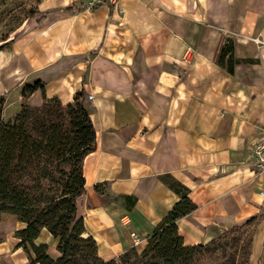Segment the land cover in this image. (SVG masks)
I'll return each mask as SVG.
<instances>
[{"label": "crops", "instance_id": "obj_1", "mask_svg": "<svg viewBox=\"0 0 264 264\" xmlns=\"http://www.w3.org/2000/svg\"><path fill=\"white\" fill-rule=\"evenodd\" d=\"M87 2L39 0L38 13L0 51V90L40 80L43 92L25 100L30 107L42 97L69 103L80 90L90 96L95 147L82 162L75 214L98 257L146 245L179 200L166 175L197 206L177 223L185 245L259 215L264 175H255L251 153L264 135V0H116L89 10ZM227 40L235 59L250 60L232 73L218 65ZM2 219L13 232L9 241L0 233V264H29L28 246L14 236L23 224ZM131 220L145 227L137 245L119 230ZM255 230L250 264H264V219ZM54 242L44 229L35 241Z\"/></svg>", "mask_w": 264, "mask_h": 264}, {"label": "trees", "instance_id": "obj_2", "mask_svg": "<svg viewBox=\"0 0 264 264\" xmlns=\"http://www.w3.org/2000/svg\"><path fill=\"white\" fill-rule=\"evenodd\" d=\"M38 4L25 12L23 20L5 23L0 51L10 49V34L38 13ZM249 62L234 58L231 40L218 58V65L228 73L234 65ZM37 90L43 92L40 80L22 85L20 109L7 121L2 118L0 99V221L7 216L23 224L14 236L19 247L26 250L28 246L32 254L29 264H250V232L263 221L264 208L203 244L185 245L177 223L197 206L188 197V188L169 175L161 179L179 200L146 238V245L132 247L109 261L99 258L95 241L75 214V200L84 190L82 162L95 147L87 97L80 90L69 103L42 97L38 107L26 106L25 100ZM94 190L101 193L98 186ZM42 229L56 241V258L48 256L45 244L35 243Z\"/></svg>", "mask_w": 264, "mask_h": 264}, {"label": "rangeland", "instance_id": "obj_3", "mask_svg": "<svg viewBox=\"0 0 264 264\" xmlns=\"http://www.w3.org/2000/svg\"><path fill=\"white\" fill-rule=\"evenodd\" d=\"M38 1L39 0H0V33L6 30L5 23H7V21L23 20L25 12L35 7ZM26 21L27 19L24 20L21 26L14 33L10 34V36L14 37L19 31V29L25 24ZM31 82L33 81L20 82L16 85L14 89L12 88V90H10V92H8L7 94L1 95V90H0V99L3 100V108L6 102V107L3 109V113H2V118L4 121L9 120L14 114H16L19 111L20 104L17 103L16 98L20 93L22 85L25 83H31ZM20 100L21 99H19V102ZM131 221H132L131 226L125 227L124 229L118 226L120 228L119 230L121 231L123 237H125V239H128L131 232L134 233V237L130 236L132 239H139L138 237L140 238L144 237L145 227L138 228L136 224L133 222V220ZM1 223H9V221L6 219H2ZM12 230H13V227L10 225H0V233L2 234L1 240L6 239L9 241L12 236V232H13ZM221 231L222 230H218V229L211 230L210 237L218 236ZM255 231L256 230L251 231L250 236L253 233V237H254ZM136 234H138V236H136ZM55 243L56 241L52 244L46 245L47 247L46 253L51 258H55V254H54ZM136 247L139 248V245ZM251 249H252V245H251Z\"/></svg>", "mask_w": 264, "mask_h": 264}, {"label": "built area", "instance_id": "obj_4", "mask_svg": "<svg viewBox=\"0 0 264 264\" xmlns=\"http://www.w3.org/2000/svg\"><path fill=\"white\" fill-rule=\"evenodd\" d=\"M115 4L116 0H88L85 8L88 10L96 7L110 8L115 6ZM87 99L90 100V96H88ZM251 157L255 175H264V135L254 145ZM260 195L264 197V191H261ZM130 236L134 237V234ZM138 242V239H134V245H137Z\"/></svg>", "mask_w": 264, "mask_h": 264}]
</instances>
